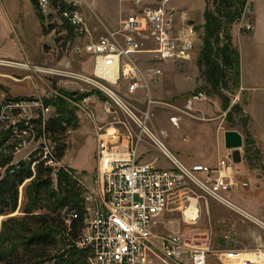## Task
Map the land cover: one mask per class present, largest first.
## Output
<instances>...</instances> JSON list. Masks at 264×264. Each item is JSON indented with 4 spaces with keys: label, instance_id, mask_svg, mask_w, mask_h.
I'll list each match as a JSON object with an SVG mask.
<instances>
[{
    "label": "built area",
    "instance_id": "built-area-1",
    "mask_svg": "<svg viewBox=\"0 0 264 264\" xmlns=\"http://www.w3.org/2000/svg\"><path fill=\"white\" fill-rule=\"evenodd\" d=\"M131 2L134 10L120 20L115 30H109L97 40L76 46V51L93 57L91 75L30 65L35 71L74 79L78 88L74 97L85 95L84 101L104 94L107 112L118 108L133 125H125L126 133L115 136L103 127L98 131L96 150V188L84 185L85 214L83 228L74 245L84 251L88 264H264V247L241 249L231 245L215 247L209 231L191 232L203 211L214 200L234 210L264 230L261 220L237 205L230 197L233 191L248 186L238 182L231 173L232 153L221 158L216 166L196 163L187 165L179 160L149 127L152 98L150 84L164 73L165 62L185 63L194 56L198 32L185 12L170 6L173 0H121ZM44 10L50 0H39ZM78 36L89 32L77 6L61 12ZM139 56H147L152 67L143 69ZM6 61L0 59V64ZM14 64V63H13ZM115 87H124L130 96L144 90L147 108L133 110V105ZM206 98L204 91L191 95L184 110L189 112L196 101ZM236 102V100H235ZM71 106L83 109L78 102ZM51 104L40 99L0 104V122L10 121L16 149L27 146L31 137L34 147L24 160L0 167V181L10 168L20 163L45 160L57 177L58 165L74 177L78 176L54 157L55 147L46 132ZM10 127V128H11ZM1 132V129H0ZM128 138V144L124 141ZM146 143L158 149L171 167L138 159V148ZM2 148H0V155ZM179 214L188 232L165 230L168 216ZM73 213L66 224L70 227ZM164 229L165 231H162Z\"/></svg>",
    "mask_w": 264,
    "mask_h": 264
},
{
    "label": "rangeland",
    "instance_id": "rangeland-1",
    "mask_svg": "<svg viewBox=\"0 0 264 264\" xmlns=\"http://www.w3.org/2000/svg\"><path fill=\"white\" fill-rule=\"evenodd\" d=\"M0 1H2L0 5H4L8 13V16L4 18L0 16V59L6 61V63L0 64V104L35 99L43 100L45 103L47 101L67 102L70 105L71 102H79V94L75 97L70 96L71 92L78 88V82L74 79L47 74L43 71H35L28 66L34 64L54 71L62 70L91 75L94 69L93 57L89 54L77 52L76 46L83 45L89 40H97L109 30L117 29L121 17L123 16L124 18L125 15H121L122 12H128V4L122 3L121 0H65L73 7L77 6L79 8L83 20L89 29L88 33L80 37L68 32V29L64 27V21L59 11L52 6L44 10L39 5L40 11L44 14V21H41L33 0ZM182 2L191 4L183 10L190 12L191 16L188 15L199 36L193 56L197 64L204 46L205 13L208 10L212 13H217L218 2L220 3V1L173 0L172 4L180 6ZM231 37L233 47L238 48L240 52L241 75L247 87L245 95L243 93L241 95V90L236 93L237 90H235L233 85V72L229 73L226 78L229 88L222 90L227 98L213 93L211 87L205 83V79L200 73V67L195 64L191 70L181 71L184 77L191 76L192 81L190 86L181 89L178 93L175 92L173 84L165 88L162 87V82H159L161 86H159L160 84L158 85L155 98L161 101L162 104H159L160 106L155 109V116L152 115V120L156 127H160L162 124L171 136L179 137L183 133L170 123V117L179 115L188 119L186 121H188L192 131L190 136L182 139L184 143L183 150L188 156L192 157L196 156L197 152L199 153L200 151L205 163H215L220 158V148L222 150L221 158L227 155L228 151L225 148L224 134L229 130L239 131L244 137V146L240 151L243 158L246 157L247 161H244L249 170H251V176L246 180L249 186L245 190L242 189L240 192L234 193L232 197L230 195V197L237 205L243 209H248L251 207L253 200L246 201L245 204L248 208L244 205V200L249 198V189L255 188L256 193H258L256 205L264 212V147L261 148L256 143L253 144V147H249L248 153L245 151L247 138L250 137L249 133L251 134V130L248 131L250 121L247 109L252 119H254L255 129L264 133V0L247 1L242 19L231 26ZM222 38L225 39L226 43L227 38L225 36ZM16 64L28 66L23 67ZM115 89L125 97L130 105H133V110L139 113L138 108H143V99L140 96H126V90L122 87H115ZM200 90L206 93V98L196 101L197 103L193 104L191 111L182 113L169 106L176 105L183 108L185 100ZM234 90L235 93H233ZM103 97L104 100H108L104 94L96 95L98 99ZM235 97H237L236 103L242 106L245 113L232 110L226 118L224 107H227L230 101L233 103ZM245 98L247 100V108L245 106ZM112 110L118 111L116 115L119 120L129 122L127 116L121 110L114 107ZM55 112V103H51L48 119ZM8 115L11 117L10 121L0 122V134L10 129L12 125L13 115L7 113L6 116ZM76 115L78 117V126L70 128L58 140L60 144L65 143L66 145L61 163L65 164L66 160L74 164L76 174L81 176L82 182L88 188L95 189L96 145L95 139L89 135L92 123L90 118L82 115L80 111L76 112ZM148 125L161 137L151 121H149ZM251 136L256 137L253 134ZM27 139H29L27 146L20 147V149H16L18 142H12L9 147H6V151L3 152L4 155H0V167H6L12 162L24 160L32 152L34 147L32 138L27 137ZM161 139L163 138L161 137ZM163 141L178 158L183 160L166 140L163 139ZM149 156V159L158 157L159 165L165 168L171 167L170 162L158 149L151 151ZM6 160L9 162L5 163L4 161ZM66 167L73 171L72 168ZM60 168L61 166L59 167L58 165V169ZM28 183L29 181L21 186L19 206L17 211L11 216L23 215L22 207L26 201L24 189ZM209 204V209L203 211L198 224L189 228L191 232L209 231L213 234L215 247L228 246L229 244L241 249L264 247L263 229L234 210L214 200H210ZM72 214H67V219ZM7 217L4 216L1 220H5ZM168 221L169 223L165 230L172 232L189 231L187 230L188 226L181 221L179 214L168 216ZM165 230L162 229V231ZM224 236H228L229 240H225ZM59 241L57 249L53 252L60 253L62 250L72 246V238L67 232L62 233Z\"/></svg>",
    "mask_w": 264,
    "mask_h": 264
},
{
    "label": "trees",
    "instance_id": "trees-1",
    "mask_svg": "<svg viewBox=\"0 0 264 264\" xmlns=\"http://www.w3.org/2000/svg\"><path fill=\"white\" fill-rule=\"evenodd\" d=\"M219 1L217 13L209 10L205 13L204 46L198 64L211 91L226 97L222 90L229 88L226 80L229 73L234 74L235 90H239L241 86L240 52L232 45L231 26L242 19L248 0ZM33 2L40 20L44 21L39 0ZM50 3L59 14L65 9L73 8L65 0H50ZM64 25L70 34L75 33L65 20ZM223 36L227 38L226 43ZM70 96L74 97V94L71 92ZM84 97L85 95H80L78 100ZM51 103H55L56 112L48 119L46 132L57 145L54 157L62 160L66 145L60 144L58 140L70 128L78 126V117L69 103L47 101V104ZM232 110L240 111L239 104H235ZM0 135L1 155H4L6 147L13 142V128ZM246 143L248 153L253 141L248 137ZM53 170L45 165V160L30 163L22 161L18 168H10L0 181V264H88L84 251L74 245L84 224L86 189L79 176L74 177L65 168H60L57 177L53 178ZM27 181L29 183L24 189L26 201L22 207L23 215L11 216L18 209L20 188ZM69 213L78 214V218L72 219L70 227L66 224V215ZM4 216L8 217L1 220ZM64 232L72 238V246L60 253L53 252Z\"/></svg>",
    "mask_w": 264,
    "mask_h": 264
},
{
    "label": "crops",
    "instance_id": "crops-1",
    "mask_svg": "<svg viewBox=\"0 0 264 264\" xmlns=\"http://www.w3.org/2000/svg\"><path fill=\"white\" fill-rule=\"evenodd\" d=\"M154 1L157 2V0H148L147 2L148 3H155ZM0 2L2 3V1H0ZM122 3L128 4V12L125 13L123 11L122 14H121V15L125 14L124 15V17H125L128 14H131L135 7H134V5L131 2H123L122 1ZM188 5H191V4L188 3V2H182L180 6H176L175 4H172V2L170 4L171 7H174L176 9H180V10L188 8ZM183 11L185 12L186 17L190 18V16H191L190 12H188L186 10H183ZM0 16L2 18L8 16V13H7L6 8L4 7V5L3 6L0 5ZM60 16L62 18L61 13H60ZM122 18H123V16L121 17V19ZM62 20L64 21L63 18H62ZM11 24H12V22H11ZM74 34L76 36H78L76 33H74ZM139 61H140V64H141L143 69H148V68L152 67V65H150L151 63L149 62L150 60H148L147 56L139 57ZM195 64H196V59H192L191 61H188V62H185V63H179V62L170 61V62H165V63L161 64L163 69H164L163 75L158 80L153 81L150 84V90H151L152 98L155 99V101H156L150 107V110H151V119H150V121H151L152 125L154 126L155 130L161 135V137L164 140H166L169 143V145L176 152V154L179 155V157H181L185 162L183 160H181L180 158H178V156H176L168 148L179 160H181L182 162H184L187 165H192V164H196V163H203V164L216 166L218 161L221 159V152H222L221 148H220V151H219L220 158L215 163H205V162H203L204 160L201 157L200 151H199V153L197 152L198 155L196 154V156L192 157V156H188L186 154L185 150H183L184 143L182 142V139L185 138L186 136H190L191 135V131H192L190 129L191 127H190L188 121H186L188 119L184 118L183 116H179V115H172L170 117V120H169L170 123L174 127H176L177 130H180V132L183 133L179 137L171 136L168 133V131L164 128V126L162 124L160 125V127H156L155 123L152 120V115L155 116V113H154L155 109L160 106L159 104H162L161 101H159L158 99L155 98L156 97V89L158 88V85L160 84L159 82L161 81L162 82V87H165V88L169 87L171 84H173L175 92L178 93V91H180L181 89L190 86L191 85V81H192V79H191L192 77L191 76L184 77L183 74H181V71L191 70L193 65H195ZM196 65H197V67L199 66L198 62H197ZM240 72L242 73L241 63H240ZM200 73H201V71H200ZM159 86H161V84ZM240 87H241V89H239V91L241 90V95H242V93L243 94L246 93L247 87L244 84V80H242V75H241V86ZM122 88H124V87H122ZM239 91L237 90L236 93H238ZM126 96L129 97V95L127 93H126ZM133 96L134 97L135 96H140V98L143 99V101H142L143 108H138V110H143V109L147 108V96H146V92L144 90H139ZM235 98L237 99V97H235ZM186 101L187 100H185V103H186ZM244 101L246 102L245 106L247 108V105H246L247 104V100H246V98H245ZM78 103H81L83 105V109H81L79 107H74V106H73V108L75 109L76 112L80 111L82 115H86V117L90 118L92 124H91V132H90L89 135H91L95 139L96 150H97V143H98L97 135H98L99 128L103 127L110 134H113V135L119 137V135H122V134L126 133L125 125L126 124H128V125L131 124L130 121L127 123V122H124L123 120H119V118L116 115V113H118V111H113L112 110L111 112H107L105 110V106H106L107 100H104V97L102 99L95 98L93 100H88V101H84V98H83ZM185 103H184V105H185ZM235 104H237V103L235 102V99H234L233 103L230 102V104L227 107H224V112L226 114V118H227L229 112L232 110V108H233V106ZM169 106L172 107L173 109H176L177 111L182 112V113L183 112L187 113L184 110V106H183V108H180V107H178L176 105H169ZM239 106H240V112L245 113V111L242 109V106L240 104H239ZM247 112H248L249 121H250V126H249V130L248 131L251 130V134L256 136L255 138L257 139V142H256V139L254 137H252L251 134L249 133L250 138L253 141V143L251 144V147H253V144L257 143V145L262 148V147H264V133H261L260 131L255 129L254 119H252L251 115L249 114L248 109H247ZM188 129H189V131H187ZM111 130H113V132H111ZM161 137H159V138L161 139ZM163 139H161V140L163 141ZM243 139H244V137H243ZM127 141H128V138H126V140L124 141L125 145L128 144ZM224 142H225V138H224ZM165 145H166V143H165ZM245 147H247V143H246ZM225 148H226V146H225ZM154 150H155V148L153 146H151L150 144H146V143L141 144L139 146V148H138V159H139V161H141V162H152V161H154L157 158L158 159V165H159V158L158 157H155L153 159H149V157H150L149 153H151V151H154ZM226 150L228 151V153L229 152L232 153V159H233L234 151L233 150H228L227 148H226ZM245 151H246V148H245ZM240 153H241V151H240ZM244 160H246V157L243 158V156L241 154V157H240L238 162H235L233 160V163H232V166H231V169H230L231 173L235 177V180L238 181V182H247L246 180L251 176V172H250L251 170H249V167L247 166V164H245ZM63 165L72 168L73 172L76 173V169L73 166L74 164H71L70 162H67L65 160V164H63ZM248 165H249V162H248ZM159 166H161V165H159ZM161 167H164V166H161ZM96 168H97V166H96ZM79 177H81V176H79ZM248 186H249V183H248ZM242 189L245 190V188H241V189H238L236 191H233L231 193V197L233 196L234 193H236L238 191L240 192ZM248 192H249V195H248L249 198L244 200V205L246 206V204H245L246 201H251V200H253V201H252L251 207L248 208L246 206L248 209H246V208H244V209H246L248 212H250L251 214H253L257 218H259L261 220H264V215H263L264 212H262V210L256 205V203H257L256 199H257L258 193H256L255 188L249 189ZM209 206H210V204H209ZM224 237H225L224 238L225 240H229L228 236H224ZM258 241H260V240H258Z\"/></svg>",
    "mask_w": 264,
    "mask_h": 264
},
{
    "label": "water",
    "instance_id": "water-1",
    "mask_svg": "<svg viewBox=\"0 0 264 264\" xmlns=\"http://www.w3.org/2000/svg\"><path fill=\"white\" fill-rule=\"evenodd\" d=\"M235 100H236V98H235ZM224 138H225L226 148L228 150L234 151L233 160L235 162H238L240 157H241L240 149L244 145L243 135L241 133H239L238 131L229 130V131L225 132Z\"/></svg>",
    "mask_w": 264,
    "mask_h": 264
},
{
    "label": "bare ground",
    "instance_id": "bare-ground-1",
    "mask_svg": "<svg viewBox=\"0 0 264 264\" xmlns=\"http://www.w3.org/2000/svg\"><path fill=\"white\" fill-rule=\"evenodd\" d=\"M16 65H18V66H23V67H26L27 65H25V64H16ZM111 132H113V130H111Z\"/></svg>",
    "mask_w": 264,
    "mask_h": 264
}]
</instances>
